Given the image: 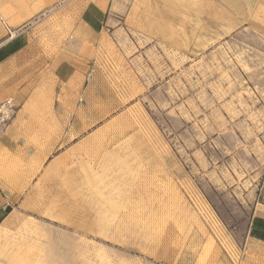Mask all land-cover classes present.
Wrapping results in <instances>:
<instances>
[{"label":"rangeland","instance_id":"obj_1","mask_svg":"<svg viewBox=\"0 0 264 264\" xmlns=\"http://www.w3.org/2000/svg\"><path fill=\"white\" fill-rule=\"evenodd\" d=\"M9 98L0 264H264V0H0Z\"/></svg>","mask_w":264,"mask_h":264},{"label":"crops","instance_id":"obj_2","mask_svg":"<svg viewBox=\"0 0 264 264\" xmlns=\"http://www.w3.org/2000/svg\"><path fill=\"white\" fill-rule=\"evenodd\" d=\"M60 82H65L63 79V71L60 69L59 72ZM66 80V79H65ZM37 82H18V90L15 92V100L20 104L26 97L32 93V87ZM2 102V101H1ZM0 102V103H1ZM11 202L7 200L4 195V190L0 185V225L5 221L6 213ZM251 240L260 246H264V205L256 204L254 213L251 221L250 229Z\"/></svg>","mask_w":264,"mask_h":264},{"label":"built area","instance_id":"obj_3","mask_svg":"<svg viewBox=\"0 0 264 264\" xmlns=\"http://www.w3.org/2000/svg\"><path fill=\"white\" fill-rule=\"evenodd\" d=\"M17 112V107L12 98L6 99L0 103V128L8 127L15 114ZM257 189V203L264 205V172L262 174L261 180L258 184Z\"/></svg>","mask_w":264,"mask_h":264},{"label":"bare ground","instance_id":"obj_4","mask_svg":"<svg viewBox=\"0 0 264 264\" xmlns=\"http://www.w3.org/2000/svg\"><path fill=\"white\" fill-rule=\"evenodd\" d=\"M2 254V250L0 249V255Z\"/></svg>","mask_w":264,"mask_h":264}]
</instances>
